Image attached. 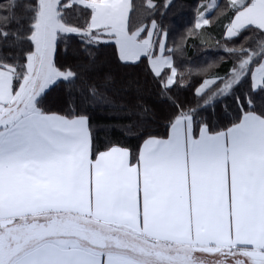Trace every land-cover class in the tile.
I'll use <instances>...</instances> for the list:
<instances>
[{"label":"snow or ice","instance_id":"obj_1","mask_svg":"<svg viewBox=\"0 0 264 264\" xmlns=\"http://www.w3.org/2000/svg\"><path fill=\"white\" fill-rule=\"evenodd\" d=\"M176 3L0 0V264H264V0L202 2L170 43ZM216 28L218 57L191 66L189 38ZM102 46L143 81L117 89ZM101 106L164 130L100 148Z\"/></svg>","mask_w":264,"mask_h":264},{"label":"trees","instance_id":"obj_2","mask_svg":"<svg viewBox=\"0 0 264 264\" xmlns=\"http://www.w3.org/2000/svg\"><path fill=\"white\" fill-rule=\"evenodd\" d=\"M205 3V0H177L176 6L168 10L167 15L164 17L163 23L170 26L171 31L169 34L170 43L177 40V38L187 29L192 26L195 21V13L198 4ZM224 0H220L222 5ZM211 36V39H209ZM220 29L216 28L211 33L205 34L201 39L208 41V43H201V39L190 37L191 43L185 46L183 59L190 62L191 66H203L212 60H215L219 53L214 50L215 40L219 39ZM79 45L75 39L69 41L67 45L61 44L60 47V60L62 63L76 65L82 62V57L77 59V50ZM67 49V50H66ZM114 48L111 46H102L95 50L97 63L103 67L105 71H111L117 81L116 88L119 89L120 82L126 80L138 79L143 81L144 73L143 66L139 68H125L117 64L114 59ZM79 70V69H78ZM61 99H68V92L66 86L61 85L59 88L54 89L50 94V101L53 105ZM118 102L127 105L129 108L135 103V96L133 93L123 94L119 93L116 96ZM154 99V98H153ZM153 100H149L152 103ZM231 105V101L227 102ZM159 115V106L156 108ZM222 111V109H218ZM92 115V122L94 126L95 140L98 147L103 148L108 142L120 143L129 148L135 149L141 142L138 138V131L134 128L131 132L124 128V125L143 124L152 132H163L162 119L156 120H141L134 112L132 113H119L125 118L121 121H114L112 117L117 113L112 108L106 107H93L90 109ZM227 115H231V107L228 109ZM226 123V121H225Z\"/></svg>","mask_w":264,"mask_h":264},{"label":"crops","instance_id":"obj_3","mask_svg":"<svg viewBox=\"0 0 264 264\" xmlns=\"http://www.w3.org/2000/svg\"><path fill=\"white\" fill-rule=\"evenodd\" d=\"M209 2H212V0H205V3H209Z\"/></svg>","mask_w":264,"mask_h":264},{"label":"rangeland","instance_id":"obj_4","mask_svg":"<svg viewBox=\"0 0 264 264\" xmlns=\"http://www.w3.org/2000/svg\"><path fill=\"white\" fill-rule=\"evenodd\" d=\"M219 2H220V0H219Z\"/></svg>","mask_w":264,"mask_h":264}]
</instances>
